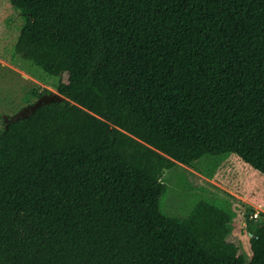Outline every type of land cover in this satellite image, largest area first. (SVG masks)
Wrapping results in <instances>:
<instances>
[{
    "label": "trees",
    "instance_id": "trees-1",
    "mask_svg": "<svg viewBox=\"0 0 264 264\" xmlns=\"http://www.w3.org/2000/svg\"><path fill=\"white\" fill-rule=\"evenodd\" d=\"M10 4L14 52L66 100L0 129V264H264V220L247 258L224 209L159 207L172 161L264 175V0Z\"/></svg>",
    "mask_w": 264,
    "mask_h": 264
},
{
    "label": "rangeland",
    "instance_id": "rangeland-1",
    "mask_svg": "<svg viewBox=\"0 0 264 264\" xmlns=\"http://www.w3.org/2000/svg\"><path fill=\"white\" fill-rule=\"evenodd\" d=\"M21 26V14L10 0H0V129L19 110L34 103L39 94L57 92V77L14 52ZM161 181L165 184L159 204L162 213L183 217L199 200L215 204L229 215L231 232L227 239L247 258L251 255L245 223L251 215L255 222L264 220L262 173L235 154L207 155L191 165L172 161Z\"/></svg>",
    "mask_w": 264,
    "mask_h": 264
},
{
    "label": "water",
    "instance_id": "water-1",
    "mask_svg": "<svg viewBox=\"0 0 264 264\" xmlns=\"http://www.w3.org/2000/svg\"><path fill=\"white\" fill-rule=\"evenodd\" d=\"M53 100H66V98L60 95L58 92H50L48 94L44 93L40 97H38L34 103L27 105L26 107L19 110L14 116L10 117V120H18L20 118L27 117L43 103H47Z\"/></svg>",
    "mask_w": 264,
    "mask_h": 264
},
{
    "label": "flooded vegetation",
    "instance_id": "flooded-vegetation-1",
    "mask_svg": "<svg viewBox=\"0 0 264 264\" xmlns=\"http://www.w3.org/2000/svg\"><path fill=\"white\" fill-rule=\"evenodd\" d=\"M9 119H10V118H9ZM9 119H8V120H9Z\"/></svg>",
    "mask_w": 264,
    "mask_h": 264
}]
</instances>
